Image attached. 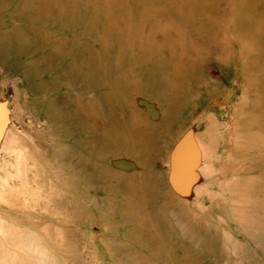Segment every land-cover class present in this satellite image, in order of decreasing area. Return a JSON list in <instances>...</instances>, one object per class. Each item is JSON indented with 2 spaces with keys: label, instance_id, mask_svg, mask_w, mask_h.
Listing matches in <instances>:
<instances>
[{
  "label": "rangeland",
  "instance_id": "374dc122",
  "mask_svg": "<svg viewBox=\"0 0 264 264\" xmlns=\"http://www.w3.org/2000/svg\"><path fill=\"white\" fill-rule=\"evenodd\" d=\"M3 181L0 264H264V0H0Z\"/></svg>",
  "mask_w": 264,
  "mask_h": 264
},
{
  "label": "bare ground",
  "instance_id": "6f19581e",
  "mask_svg": "<svg viewBox=\"0 0 264 264\" xmlns=\"http://www.w3.org/2000/svg\"><path fill=\"white\" fill-rule=\"evenodd\" d=\"M3 121H4V120H3ZM6 183H7L6 181H3L2 184L0 183V194H1V190H2L1 188H3L4 186H6ZM4 188H5V187H4ZM48 204H49V203H48ZM50 205H51V204H50Z\"/></svg>",
  "mask_w": 264,
  "mask_h": 264
}]
</instances>
